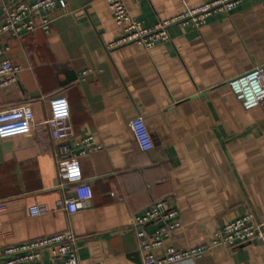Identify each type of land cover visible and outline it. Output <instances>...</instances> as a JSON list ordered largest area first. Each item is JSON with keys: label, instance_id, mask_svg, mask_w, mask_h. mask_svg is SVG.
Here are the masks:
<instances>
[{"label": "crops", "instance_id": "obj_1", "mask_svg": "<svg viewBox=\"0 0 264 264\" xmlns=\"http://www.w3.org/2000/svg\"><path fill=\"white\" fill-rule=\"evenodd\" d=\"M65 1L49 31L0 36L21 66L18 80L0 88V112L30 105L38 123L0 133V261L8 246L74 232L81 264H144L133 220L164 198L179 210L181 226L154 249L159 257L170 247L209 244L238 216L264 220V103L245 109L228 84L264 65V0H241L200 28L174 25L170 39L151 49L109 47L121 31L107 0ZM206 1L125 0L147 26ZM56 95L69 102L70 142L93 136L102 145L81 158L83 179L64 187L42 125ZM138 116L152 150L141 149L129 126ZM64 196L78 200L79 210L29 214V206L54 209ZM43 255L54 262L48 250ZM174 264H264V244L217 245Z\"/></svg>", "mask_w": 264, "mask_h": 264}, {"label": "built area", "instance_id": "obj_2", "mask_svg": "<svg viewBox=\"0 0 264 264\" xmlns=\"http://www.w3.org/2000/svg\"><path fill=\"white\" fill-rule=\"evenodd\" d=\"M241 0H207L194 8H187L175 16L164 18L151 26L133 16L125 0H107L115 22L120 28L119 37L111 47L136 43L145 49H151L160 42L170 39L172 26L200 28L208 19L217 14L232 11ZM60 5L66 7L65 0H0V36L7 33L18 38L26 33L41 29L49 31L52 12ZM11 45L0 44V88L9 86L18 80L21 66L10 58ZM86 71H84V74ZM235 97L245 109H252L264 103V65L241 73L228 81ZM50 113L44 125L55 148L58 176L61 186L83 179L81 158L102 148L93 136L75 140L74 126L68 99L65 95H56L49 99ZM34 112L30 105L9 108L0 112V133L37 127ZM129 126L144 151L154 148V141L143 116L130 120ZM145 142L149 148L145 147ZM80 208L78 200L64 196L56 201V208L44 204H33L28 211L32 216L65 210L74 213ZM5 209L0 201V212ZM160 223L149 234L146 226ZM181 226L180 212L169 204L166 198L155 202L150 208L136 215L132 227L136 230L144 264H174L184 260L201 259L205 252L217 245H235L238 243L260 241L264 244V220H257L253 214L236 217L219 228L211 242L206 245L192 246L186 249L167 248L164 256H157L154 249L163 245L171 231ZM78 236L74 232H59L45 237L23 242L3 249L0 264H45L43 252L48 250L54 260L52 264H81L78 254Z\"/></svg>", "mask_w": 264, "mask_h": 264}, {"label": "bare ground", "instance_id": "obj_3", "mask_svg": "<svg viewBox=\"0 0 264 264\" xmlns=\"http://www.w3.org/2000/svg\"><path fill=\"white\" fill-rule=\"evenodd\" d=\"M146 143V142H145ZM149 145V144H148ZM148 145H146L147 146V148H149V146Z\"/></svg>", "mask_w": 264, "mask_h": 264}]
</instances>
